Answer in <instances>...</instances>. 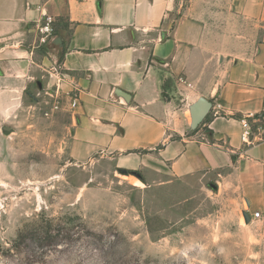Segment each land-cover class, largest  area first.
Returning a JSON list of instances; mask_svg holds the SVG:
<instances>
[{"label": "crops", "instance_id": "0c3cea01", "mask_svg": "<svg viewBox=\"0 0 264 264\" xmlns=\"http://www.w3.org/2000/svg\"><path fill=\"white\" fill-rule=\"evenodd\" d=\"M62 1L69 28L57 35L55 72L50 53L36 59L34 22L45 10L0 12V112L41 72L50 94L71 99L75 160L109 155L148 175L213 174L236 185L251 218L264 214V0ZM201 96L213 106L194 132L190 106Z\"/></svg>", "mask_w": 264, "mask_h": 264}, {"label": "rangeland", "instance_id": "374dc122", "mask_svg": "<svg viewBox=\"0 0 264 264\" xmlns=\"http://www.w3.org/2000/svg\"><path fill=\"white\" fill-rule=\"evenodd\" d=\"M63 4L0 0V12L45 10L34 22L36 59L50 53L54 72L62 69L53 40L69 28L58 15ZM34 73L0 112V264H264V214L246 221L244 211L255 210L235 184L213 174L148 175L109 155L75 160L71 99L50 94L55 86Z\"/></svg>", "mask_w": 264, "mask_h": 264}, {"label": "water", "instance_id": "95a60500", "mask_svg": "<svg viewBox=\"0 0 264 264\" xmlns=\"http://www.w3.org/2000/svg\"><path fill=\"white\" fill-rule=\"evenodd\" d=\"M99 5L101 4V0H98ZM53 45H56L58 48L56 58L57 60H60V57L62 56L63 52V43L62 39L59 36H56L53 40ZM213 106L212 100L201 96L196 102H194L190 106V112H191V128L196 129L206 118V116L209 114ZM137 174V173H136ZM138 176H140L138 174ZM244 216L246 218L247 222H250L252 220L250 213L248 211H244Z\"/></svg>", "mask_w": 264, "mask_h": 264}, {"label": "built area", "instance_id": "2783aa9c", "mask_svg": "<svg viewBox=\"0 0 264 264\" xmlns=\"http://www.w3.org/2000/svg\"><path fill=\"white\" fill-rule=\"evenodd\" d=\"M51 18L47 19V25L43 26L40 28V31L44 33V36L41 38V42H46L47 41V36L45 37V34L50 33L51 31ZM77 96H73L72 97V101H71V106L75 107L77 105ZM242 124H243V133H242V139L245 143H250V137H251V133H252V127L251 124L248 120V118H243L242 119ZM261 213L259 211L254 213V218H258L260 217Z\"/></svg>", "mask_w": 264, "mask_h": 264}, {"label": "trees", "instance_id": "16d2710c", "mask_svg": "<svg viewBox=\"0 0 264 264\" xmlns=\"http://www.w3.org/2000/svg\"><path fill=\"white\" fill-rule=\"evenodd\" d=\"M60 60H61V58H60ZM197 130H198V128H196V129L194 130V132L197 131Z\"/></svg>", "mask_w": 264, "mask_h": 264}, {"label": "bare ground", "instance_id": "6f19581e", "mask_svg": "<svg viewBox=\"0 0 264 264\" xmlns=\"http://www.w3.org/2000/svg\"><path fill=\"white\" fill-rule=\"evenodd\" d=\"M138 182H139V181H137V183H138ZM137 183H136V184H137ZM139 183H141V182H139Z\"/></svg>", "mask_w": 264, "mask_h": 264}]
</instances>
